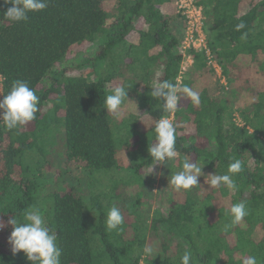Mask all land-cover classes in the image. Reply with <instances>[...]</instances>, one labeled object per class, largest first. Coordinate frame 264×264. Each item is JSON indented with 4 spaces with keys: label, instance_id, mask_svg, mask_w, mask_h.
Returning <instances> with one entry per match:
<instances>
[{
    "label": "trees",
    "instance_id": "1",
    "mask_svg": "<svg viewBox=\"0 0 264 264\" xmlns=\"http://www.w3.org/2000/svg\"><path fill=\"white\" fill-rule=\"evenodd\" d=\"M175 1L48 0L44 11L14 24L4 16L11 4L0 0L1 95L24 80L39 97L36 119L26 126L9 130L0 123L2 264H30L24 253L13 255L8 221H23L32 210L55 233L61 264H181L185 252L191 264H243L249 256L264 264V0H197L226 87L211 81L215 70L195 50L193 66L181 74L185 21ZM240 23L245 27L237 31ZM83 46L86 53L77 50ZM164 80L192 88L199 105L181 94L178 109L166 112L151 96ZM116 87L128 91L122 108L135 110L119 118L104 103ZM162 117L174 119L178 156L154 166L148 148ZM55 158L61 169L63 163L84 168L87 192L79 180L51 187ZM185 160L202 175L198 186L178 191L170 180ZM237 160V190L211 187L209 175L228 174ZM154 167L160 172H149ZM128 171L136 174L134 196L126 184L117 194L123 187L117 178ZM157 176V193L145 190ZM126 196L133 199L129 213ZM240 202L247 215L234 224L230 209ZM113 203L123 215L120 231L106 227ZM146 246L154 255L145 256Z\"/></svg>",
    "mask_w": 264,
    "mask_h": 264
},
{
    "label": "clouds",
    "instance_id": "2",
    "mask_svg": "<svg viewBox=\"0 0 264 264\" xmlns=\"http://www.w3.org/2000/svg\"><path fill=\"white\" fill-rule=\"evenodd\" d=\"M5 4H11L7 8L4 16L10 23H22L28 20L30 12H41L48 7V0H3ZM245 25H236V30L240 31ZM247 33H242L241 39H245ZM181 94L190 99L192 104L199 105L200 96L187 85L177 86L170 81L164 80L152 89L151 96L158 98L163 103L164 110L174 113L178 109ZM128 91L124 87H116L112 94L105 98V107L109 113L119 118L121 108L125 100H128ZM39 97L35 91L29 87L28 82L16 80L12 84L10 92L0 99V123L9 130L19 129L36 119ZM156 142L148 148V153L155 165H165L166 162L178 156L176 150V129L173 122L162 117L155 123ZM242 170L239 160L231 162L228 167V174H211L210 185L213 188L226 186L231 191L237 190V185L233 179L235 174ZM153 171V169H152ZM202 175V168L196 163L185 160L182 171L172 175L170 183L176 190H190L199 185V177ZM230 214L233 223H240L247 215L246 204L244 202L232 205ZM13 226L9 237V244L13 255L24 253L30 264H61L62 250L57 244V237L53 230L47 226L44 217L38 210L24 213L23 221H18L15 217L8 221ZM106 227L109 231H120L123 224L121 210L115 206L111 207L106 217ZM0 227H3L0 224ZM145 256L154 255V248L146 246ZM191 253L185 252L181 258V264H191ZM2 264V262H0ZM243 264H257L255 256L244 259Z\"/></svg>",
    "mask_w": 264,
    "mask_h": 264
},
{
    "label": "rangeland",
    "instance_id": "3",
    "mask_svg": "<svg viewBox=\"0 0 264 264\" xmlns=\"http://www.w3.org/2000/svg\"><path fill=\"white\" fill-rule=\"evenodd\" d=\"M247 3H249L250 2V0H245ZM88 47H86V46H83V47H80V48H78L77 50H81V51H84L85 53L87 52V49ZM87 55H91V53H90V51L87 53ZM86 57V56H85ZM75 58H81V55L79 56V53H76V56H75ZM73 73H75V72H73ZM220 80V82H222L221 84H222V86L223 87H226L227 85V81H226V79L224 78V76L222 77V78H220L219 77V75H217V73H216V75L213 77L212 76V79H211V81L216 85L217 84V82L216 81H219ZM121 81H119L118 83H120ZM117 83V84H118ZM116 84V85H117ZM226 85V86H225ZM0 89H1V86H0ZM1 91V90H0ZM0 99H2V95H1V92H0ZM131 108L128 106V107H123L121 110V112H122V115H121V117L123 116V115H126L127 114V111H135L134 109H131ZM128 115V114H127ZM135 115H136V113H135ZM237 117H239V116H237ZM139 120H140V126L142 127V128H144V129H146L147 128V126H146V124L147 123H149V121H148V118H147V116L146 115H143L142 117L140 116L139 117ZM172 122H173V118H171L170 119ZM122 157H124V158H126L127 157V151H125V152H121L120 154H119V158H122ZM57 161H56V158L54 159V161H53V163L51 164L52 166H53V169H52V171H53V174H55L56 176H55V182L52 184V188H57V189H59V188H61V187H66V188H70V186H72V184H76L77 183V181L79 180L80 181V183L79 184H81L82 186V188H84V190H86V192H87V186H86V182H88V180H86V178H85V175L87 174L86 172H85V170H84V168L83 167H79L78 169H75L73 166H67V165H65V163H63V165H62V169H61V166L60 165H58L57 163H56ZM155 169H156V167H154L153 168V171H149V172H154L155 171ZM50 170V169H49ZM48 170V171H49ZM156 171H158V172H160V168L159 169H156ZM49 172H51V171H49ZM144 173V172H143ZM159 177L160 176H157V181H155V182H153V183H151V184H149L146 188H145V190H150V191H152L154 194L155 193H157V191H158V189H159ZM136 178V174L135 173H133V171H128V173H123L121 176H119L118 178H117V181H118V183H119V188H121V186L120 185H122L123 187L120 189V190H118L117 191V194H121V192L122 193H124L125 191L124 190H126L125 188H124V184H126L127 186H128V190L131 192V194L134 196L135 194H136V188H137V186H136V184H134L132 181L130 182V180H134ZM104 181L105 182H108L109 181V179L106 177L105 179H104ZM123 190V191H122ZM135 191V192H134ZM134 192V193H133ZM111 193H109V195H110ZM126 199H127V205H126V212L127 213H129V212H132L133 211V207H132V201H133V199H130V197H128V196H126ZM155 201V200H154ZM153 201H150V203H152ZM117 203V202H116ZM115 203V205H114V203L112 204V205H114L115 207H117V208H119L120 209V207L117 205ZM165 206H167V204L165 205ZM112 207V206H111ZM110 207V208H111ZM146 207V206H145ZM153 209H157V205L156 204H153ZM128 216H129V214H126V221H127V223H132V220L133 219H131V218H128Z\"/></svg>",
    "mask_w": 264,
    "mask_h": 264
},
{
    "label": "built area",
    "instance_id": "4",
    "mask_svg": "<svg viewBox=\"0 0 264 264\" xmlns=\"http://www.w3.org/2000/svg\"><path fill=\"white\" fill-rule=\"evenodd\" d=\"M175 5L185 21V36L180 51L185 59L181 74L187 72L189 67L193 66L194 56L190 53L192 50H195L206 54L209 59V65L212 66L217 75L222 78V69L220 65L213 60L211 47L206 35L205 28L207 17L204 7L200 5L197 0H176ZM180 81L181 78H179V82ZM0 86V92L2 93V78H0Z\"/></svg>",
    "mask_w": 264,
    "mask_h": 264
}]
</instances>
